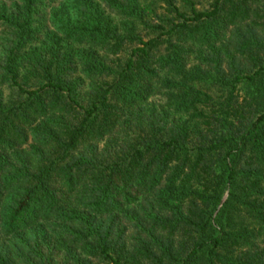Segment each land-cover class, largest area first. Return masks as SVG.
<instances>
[{"label": "trees", "instance_id": "trees-1", "mask_svg": "<svg viewBox=\"0 0 264 264\" xmlns=\"http://www.w3.org/2000/svg\"><path fill=\"white\" fill-rule=\"evenodd\" d=\"M0 0V264H264V0Z\"/></svg>", "mask_w": 264, "mask_h": 264}, {"label": "rangeland", "instance_id": "rangeland-1", "mask_svg": "<svg viewBox=\"0 0 264 264\" xmlns=\"http://www.w3.org/2000/svg\"><path fill=\"white\" fill-rule=\"evenodd\" d=\"M197 9H201L207 5L206 0H196Z\"/></svg>", "mask_w": 264, "mask_h": 264}]
</instances>
